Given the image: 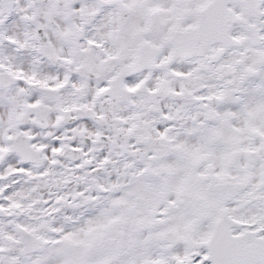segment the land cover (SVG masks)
Returning a JSON list of instances; mask_svg holds the SVG:
<instances>
[{"label": "snow or ice", "instance_id": "1", "mask_svg": "<svg viewBox=\"0 0 264 264\" xmlns=\"http://www.w3.org/2000/svg\"><path fill=\"white\" fill-rule=\"evenodd\" d=\"M0 264H264V0H0Z\"/></svg>", "mask_w": 264, "mask_h": 264}]
</instances>
